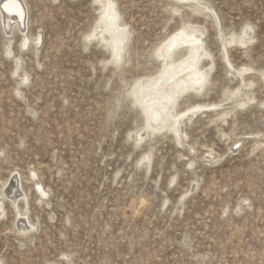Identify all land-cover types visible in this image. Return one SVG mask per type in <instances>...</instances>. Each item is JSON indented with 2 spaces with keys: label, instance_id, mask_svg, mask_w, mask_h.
Returning a JSON list of instances; mask_svg holds the SVG:
<instances>
[{
  "label": "rangeland",
  "instance_id": "rangeland-1",
  "mask_svg": "<svg viewBox=\"0 0 264 264\" xmlns=\"http://www.w3.org/2000/svg\"><path fill=\"white\" fill-rule=\"evenodd\" d=\"M20 2L24 32L0 15V264H264V0H202L227 37L251 28L253 42L228 55L250 69L254 102L224 123L193 117L184 148L166 129L138 136L145 120L132 87L157 77L160 45L190 22L207 30L215 69L207 94L177 109L243 88L226 72L211 20L177 16L168 0H115L130 31L115 64L100 38L85 39L100 18L95 0ZM25 35L35 41L23 48ZM14 176L34 226L23 235L1 191Z\"/></svg>",
  "mask_w": 264,
  "mask_h": 264
},
{
  "label": "bare ground",
  "instance_id": "bare-ground-1",
  "mask_svg": "<svg viewBox=\"0 0 264 264\" xmlns=\"http://www.w3.org/2000/svg\"><path fill=\"white\" fill-rule=\"evenodd\" d=\"M168 1L171 11L177 16H181L182 10H187L194 15H202L211 20L218 31V39L222 47V51H220L222 54V62L226 65L227 74L230 75V79L232 77L235 78V74L238 75L243 83V88L241 87L242 85L233 90L226 88L223 91L224 99L219 103L189 104L184 110H178L177 104L186 95H196L195 97L197 98L200 95L207 94L203 93L202 90L206 85L209 74L215 69V61L213 55L209 53L204 43V37L207 31L204 27L199 28L197 25L186 22L165 39L159 47L162 66L157 77L151 79L145 77L133 83L134 102L142 111L145 120L143 130H138V136L140 138L143 135L151 137L154 136V133L166 129L169 135L174 138L175 142L184 148L186 145L185 138L188 137L186 127L192 121L193 117L211 113L214 116L211 122L224 123L236 108H243L249 103L254 102V98L252 95L250 96V89L253 83H246L243 78L244 73L250 71V69H235L228 55V48L231 46L235 45L241 49H246L247 45L253 39L249 37V33L246 34V28L248 27L243 28L242 33H240L241 36L231 33L227 37L223 34L217 13L210 5L203 3L202 0ZM3 2L4 0H0V15L2 17L6 16V18L10 17L14 29L17 31L23 30L24 32L25 15L21 22L20 18L14 12H4L2 8ZM95 2L99 3L100 18L95 29L92 31L93 33L88 35V37L94 39L100 38V41L104 42L107 49L110 50V63L118 64V62H122L130 43V31L121 21L115 0H95ZM205 5L211 8V12L205 9ZM33 41L35 40H30L25 35L22 37L21 46L25 48ZM205 60L208 64L202 65V62ZM261 77L264 80V72L261 73ZM238 96L240 100H234ZM228 101H231V103L228 104ZM256 143L261 146V143ZM143 159L148 161V155ZM18 182L16 176L7 179L1 185V191L3 196L6 192H9V198L7 200L16 211L14 227L20 230L23 235L30 233L34 226L31 223H28V225L25 224V214L18 208V203L20 201L24 203L27 198V195L22 196L17 194ZM35 186L38 187V189L36 188L38 192L44 195L45 192L42 190V187L38 183ZM4 198L6 199V196ZM2 206L3 204L1 203L0 215L4 212Z\"/></svg>",
  "mask_w": 264,
  "mask_h": 264
},
{
  "label": "snow or ice",
  "instance_id": "snow-or-ice-1",
  "mask_svg": "<svg viewBox=\"0 0 264 264\" xmlns=\"http://www.w3.org/2000/svg\"><path fill=\"white\" fill-rule=\"evenodd\" d=\"M204 7L207 11L211 12V8L209 6L205 5ZM2 8H3L4 12H6V13H13L14 12V14L20 18L21 22L23 21L25 12H24V9H23V6H22L20 0H4V2L2 4ZM246 31L250 32L251 28H246ZM85 39L86 40L91 39V37H86ZM25 82H27L26 79H25ZM241 107H243V105H241ZM234 146L236 148L240 147L239 144H236ZM0 155H2V153H0ZM243 203L247 204L248 201L245 200V201H243Z\"/></svg>",
  "mask_w": 264,
  "mask_h": 264
}]
</instances>
